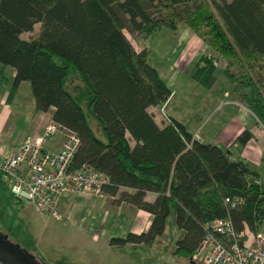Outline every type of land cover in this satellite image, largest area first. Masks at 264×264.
Wrapping results in <instances>:
<instances>
[{"label": "trees", "instance_id": "trees-1", "mask_svg": "<svg viewBox=\"0 0 264 264\" xmlns=\"http://www.w3.org/2000/svg\"><path fill=\"white\" fill-rule=\"evenodd\" d=\"M182 25L226 61L221 74L264 125V0H0V62L16 69L15 85L29 83L36 112L55 107L54 121L78 133L77 168L90 163L109 175L105 192L136 189L132 202L154 215L148 233L112 243L153 242L173 211L201 239L216 218L230 217L238 233L264 223L255 166L194 139L176 119L161 127L149 111L172 90L150 50L138 51L125 29L145 39ZM252 138L245 129L235 142L245 147ZM149 191L158 194L154 202L145 199ZM236 197L244 202H226Z\"/></svg>", "mask_w": 264, "mask_h": 264}, {"label": "crops", "instance_id": "crops-1", "mask_svg": "<svg viewBox=\"0 0 264 264\" xmlns=\"http://www.w3.org/2000/svg\"><path fill=\"white\" fill-rule=\"evenodd\" d=\"M171 30L173 31L171 36L175 37L177 42L172 47L173 58L178 52H182L175 65V69L178 68L180 71L179 74L186 75L188 79L196 83L216 85L218 75H222L220 71L226 67V61L219 54L211 51L187 25ZM24 34L22 35L24 39L30 38H25ZM143 47L144 45L141 44L138 51ZM233 71L236 72L237 69ZM16 75L17 71L14 67L4 66L0 62V152L2 153L18 148L27 137L41 134L47 125L54 122L55 107L46 112H36L30 84L24 81L15 85ZM168 85L172 90L171 86L174 83L171 82ZM216 91L222 92V95L213 94V89L208 91V98L213 100L214 104L217 103L215 112L208 117H202L199 114L194 119L182 121L177 114H164L162 106H151L149 111L161 127L166 126L169 120L176 119L193 133L194 139L205 144L223 147L232 152V158L240 154L250 165L259 170L261 174L259 181H264V125L245 104L234 97V94L230 95L227 88L217 87ZM231 105L238 108L229 109L228 106ZM203 107L207 109L209 104H204ZM155 110L157 113L153 112ZM217 111H225L227 115L224 120L217 123L216 128L213 127L205 133L204 129L209 126L207 123L209 117ZM158 113L164 116L160 119ZM245 129L253 133V138L245 147H240L235 141ZM196 135H198L197 138H195ZM58 136L56 141L45 145L46 151L55 152L61 149L65 137L62 133ZM130 138L131 145L135 146L136 141L131 136ZM135 193L136 189L122 187L115 194L106 192L104 197H98V235L93 236V240L98 242V259L97 263L96 260H90L91 264H147V259L154 258L157 253L162 257L155 258L154 264H164L163 259L169 256L176 257L174 256L176 253L181 257L189 256L194 260V250L201 238L197 233L187 231L180 225L175 211L168 216L164 232L157 235L153 242L149 243L145 239L141 242L125 244L112 243L113 238H124L130 233H148L151 228L154 215L132 202L131 196ZM157 196V192L149 191L145 199L154 202ZM92 198L96 197L67 195L61 199L60 208L67 213V218L73 226L82 224L84 209L89 206ZM115 218L122 222L117 223ZM113 222L117 224L114 226ZM108 224L111 226H107ZM263 226L264 223L261 228ZM105 230H107L106 233ZM86 243L85 236H81L73 240L72 245L84 246ZM139 251L141 252L138 253Z\"/></svg>", "mask_w": 264, "mask_h": 264}, {"label": "rangeland", "instance_id": "rangeland-1", "mask_svg": "<svg viewBox=\"0 0 264 264\" xmlns=\"http://www.w3.org/2000/svg\"><path fill=\"white\" fill-rule=\"evenodd\" d=\"M40 29L41 23H37L34 30L25 33L24 37L28 38ZM125 32L137 50L143 44L151 51V63L168 83H174L171 86L173 94L162 109L164 114H177L182 121L194 119L199 114L202 117H208L212 112H215L217 105L208 98L209 90L213 89V94L221 96L222 92L216 91V88H227L228 86L227 90L230 95L234 94L229 86L228 78L224 75H218L217 84L213 85L211 83H196L194 80L188 79L186 75L179 74L180 71L178 68L175 69V65L182 52H178L173 58L172 47L177 42H175L176 38L171 36L173 31L170 28H163L145 39H141L138 37V33H132L128 29H125ZM234 97L236 96L234 95ZM204 104H209V107L205 109ZM228 108L235 110L238 107L231 105ZM226 115L225 111L214 113L209 117L207 121L209 126L204 129V132L208 133L211 128H216L217 123L224 120ZM163 116L158 113L160 119ZM58 134L60 132L51 137L48 144L51 141H56L59 137ZM59 212L63 215V219H58L50 213L38 212L32 204L18 201L8 185L0 179V230L9 235L10 239L33 252L43 264H91L92 260H96L97 263L98 242L93 240V236L98 235V197L92 198L89 206L84 209L80 226L72 225L67 218V213L60 208V205ZM119 222L122 220L117 221V223ZM117 223L113 222L114 226ZM106 232L107 230H105ZM81 236H85L87 243L84 246L72 245L73 240ZM174 256L176 257L169 256L163 259L164 264H204L200 260L194 258L192 260L189 256L181 257L177 253ZM161 257L162 255L157 253L154 258L147 259L146 262L154 264L155 258Z\"/></svg>", "mask_w": 264, "mask_h": 264}, {"label": "built area", "instance_id": "built-area-1", "mask_svg": "<svg viewBox=\"0 0 264 264\" xmlns=\"http://www.w3.org/2000/svg\"><path fill=\"white\" fill-rule=\"evenodd\" d=\"M58 132L65 137L61 149L46 151L48 140ZM80 144L76 131L51 122L41 134L27 137L18 148L0 152V179L18 201L63 219L59 205L64 196L104 197L105 187L111 182L109 175L95 170L90 163L75 166ZM226 202L235 206L244 198H227ZM204 228L206 234L194 250V259L204 264H264V226L253 232L246 225L245 231L238 233L230 217H220Z\"/></svg>", "mask_w": 264, "mask_h": 264}, {"label": "water", "instance_id": "water-1", "mask_svg": "<svg viewBox=\"0 0 264 264\" xmlns=\"http://www.w3.org/2000/svg\"><path fill=\"white\" fill-rule=\"evenodd\" d=\"M0 263L1 264H43L36 255L24 248L20 243L12 241L0 231Z\"/></svg>", "mask_w": 264, "mask_h": 264}, {"label": "flooded vegetation", "instance_id": "flooded-vegetation-1", "mask_svg": "<svg viewBox=\"0 0 264 264\" xmlns=\"http://www.w3.org/2000/svg\"><path fill=\"white\" fill-rule=\"evenodd\" d=\"M1 231V230H0ZM5 233V232H4ZM9 236V235H8ZM10 238V237H9ZM12 240V239H11ZM13 241V240H12ZM15 242V241H14ZM31 252V251H30ZM33 253V252H32ZM34 254V253H33ZM36 258H37V256H36ZM38 259V258H37Z\"/></svg>", "mask_w": 264, "mask_h": 264}]
</instances>
